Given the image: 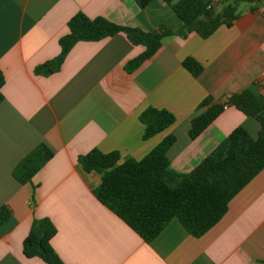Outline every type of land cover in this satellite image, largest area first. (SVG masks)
Segmentation results:
<instances>
[{
	"label": "crops",
	"instance_id": "obj_1",
	"mask_svg": "<svg viewBox=\"0 0 264 264\" xmlns=\"http://www.w3.org/2000/svg\"><path fill=\"white\" fill-rule=\"evenodd\" d=\"M234 1L212 5L218 12ZM237 7L240 15L231 26L223 24L207 38L195 31L168 35L133 71L126 64L145 46L118 33L78 41L61 69L44 76L34 68L59 54V39L78 11L145 31L175 30L181 19L163 0L144 9L136 0H0V206L11 210L0 226V264H47L23 252L35 217L54 222L52 244L67 264H264V170L202 236L175 217L147 242L95 196L101 174L78 161L93 148L118 151L120 161L141 159L174 134L171 165L189 172L237 126L257 137L259 121L235 106L196 138L189 134L207 96L220 103L252 85L264 94V0L239 1ZM186 57L203 65L197 77L183 65ZM148 106L168 109L176 120L145 139L140 114ZM41 142L54 156L32 182L21 184L13 170Z\"/></svg>",
	"mask_w": 264,
	"mask_h": 264
},
{
	"label": "trees",
	"instance_id": "obj_2",
	"mask_svg": "<svg viewBox=\"0 0 264 264\" xmlns=\"http://www.w3.org/2000/svg\"><path fill=\"white\" fill-rule=\"evenodd\" d=\"M153 0H136L146 8ZM181 19L173 30L162 27L145 31L122 25L106 17H89L83 11L68 21V32L59 39L60 52L34 68L35 74L48 76L61 69L72 47L80 40L95 41L124 33L134 44L145 50L126 64L128 71L137 69L161 47L163 39L172 34L182 37L197 32L209 37L221 25L231 26L240 15L235 0L221 11H215L213 0H163ZM183 65L195 77L203 65L186 57ZM5 76L0 69V103L4 100ZM227 106H235L260 123L259 135L253 137L244 126H237L215 149L189 172L175 170L168 157L176 136L169 134L143 158L128 156L123 161L118 151L103 152L93 148L80 154L78 161L86 171H98L100 184L95 196L145 241H152L167 224L177 217L194 236H202L225 215L229 203L253 178L264 170V94L255 85L231 94L224 102H213L207 96L199 105L201 111L191 121L189 134L196 138ZM145 125L143 137L149 138L172 125L176 117L165 108L148 106L140 114ZM54 156L53 149L41 142L31 149L15 166L14 177L21 183L32 182L34 175ZM11 216L7 204L0 206V226ZM57 227L49 217H35L23 241L28 257H40L47 264H67L52 244Z\"/></svg>",
	"mask_w": 264,
	"mask_h": 264
}]
</instances>
